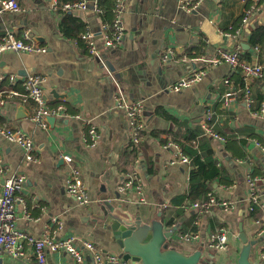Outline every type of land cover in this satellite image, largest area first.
<instances>
[{"label":"crops","instance_id":"obj_1","mask_svg":"<svg viewBox=\"0 0 264 264\" xmlns=\"http://www.w3.org/2000/svg\"><path fill=\"white\" fill-rule=\"evenodd\" d=\"M15 1L21 12L0 15V35L11 32L20 39L22 32L29 30L46 52H5L0 55V75L42 76L46 106H63L66 114L53 116V124L46 121L45 127L39 126L31 121L36 105L22 103L9 93L22 86L15 87L7 79L0 81V92L6 94L0 103L2 125L28 135L35 148V161L29 162L19 146L0 137L4 169L0 187L13 174L26 178L20 193L25 203L15 206L17 229L40 236L56 219L62 224L59 238L74 236L79 249L83 241H90L103 254L119 255L109 228L94 219L99 189L107 183L120 200L140 206L144 216L175 228V249L202 251V258L212 264H234L242 247L238 237L241 228L249 239L258 241L255 258L264 264L259 254L264 250V152L253 143L256 140L264 147V80L249 81L254 101L249 109L240 92L243 82L239 71L225 63L201 61L215 57L219 49L231 51L236 47L243 59L259 61L264 42L251 47L249 40L253 31L264 26V0H202L191 13L180 8L179 0H123V38L113 49L104 46L102 21L87 7V0H79L86 2V9L66 12L58 10L57 0ZM254 4L259 11L242 23L245 9ZM66 15L80 20L85 30L93 33L97 55L89 54L75 38L63 33ZM197 71H203L198 82L169 91L176 81ZM231 85L239 92L235 101L224 107L223 96ZM116 97L143 105L144 131L137 148L130 145L125 113L116 107ZM18 107H22L19 112ZM209 110L214 113V130L226 138L224 143L203 134L204 116ZM90 125L99 135L93 147L83 141ZM169 143L195 151L202 160H215L223 178L231 182H214L213 193L233 203L231 210L214 208L202 215L186 207L187 201L173 203L187 192L192 167L178 160L176 149ZM64 155L71 156L80 167L91 198L86 206L77 205L66 193ZM134 169L139 172L141 194L120 192L118 187ZM248 177L258 180L255 190L263 205L256 209V218L250 216L245 200ZM218 227L228 231L229 244L224 251L207 247L209 235ZM1 264H35V260L32 256L20 260L2 256ZM46 264L94 261L87 253L77 263L68 254L57 252L46 255Z\"/></svg>","mask_w":264,"mask_h":264},{"label":"built area","instance_id":"obj_2","mask_svg":"<svg viewBox=\"0 0 264 264\" xmlns=\"http://www.w3.org/2000/svg\"><path fill=\"white\" fill-rule=\"evenodd\" d=\"M202 0H179L180 8L191 13L197 9ZM92 9L97 15L101 13V9L98 7L96 0H92ZM123 0H115L114 9L115 16L112 24L113 31L110 34L107 25L101 23V34L103 44L109 49L115 48L123 38V28L120 22V12L122 9ZM72 8L86 9V2H75L63 4V10H71ZM259 11V7L256 4L245 9L242 16V23H247L250 16ZM3 12L19 13L21 7L15 0H0V15ZM82 41L86 45L88 53L91 55H97V49L95 46V37L93 33L86 29L80 35ZM257 50V49H256ZM5 52L13 53H45L46 48L39 46L35 43L33 36L29 30L22 32L20 39L16 38L11 32H5L0 35V55ZM259 61H247L243 59L241 50L236 47L229 50H218L217 55L213 58H203L206 64L218 65L219 63H225L231 67V69L238 70L243 87L240 89L243 101L247 108H251L254 101L251 95L249 81L252 79L264 80V55L258 57ZM203 76V71H197L192 73L188 77H184L172 84L168 89L172 92L180 91L184 88L190 87L193 83L198 82ZM7 79L11 85L20 84L23 88V92L16 90H10V95L18 98L22 103H34L36 105V112L31 117V121L39 126H46L47 116H56L63 112L65 108L57 107L49 109L46 106V100L44 99V92L42 89V83L44 78L37 74H29L24 77L18 75H0V81ZM226 84H230L227 80ZM230 90L223 96V106L228 107L235 101V97L238 90H234L232 85L229 86ZM3 96V92H0V97ZM115 105L125 113L129 140L131 147L137 148L142 140V132L144 131L143 123V105L141 102L128 101L122 97L115 98ZM63 115V116H64ZM78 118V116H75ZM214 113L207 111L204 116V122L202 125L203 134L209 138L216 139L222 143L226 141V138L218 134L214 128ZM83 141L87 147H93L96 145L99 135L94 126H89L86 132L83 134ZM0 137L10 143H14L19 146L25 155V158L29 162H34V144L32 139L21 132L20 130L12 129L10 127L0 124ZM254 145L259 147L264 152L262 147L256 140H253ZM169 146H173L178 155V160L190 164V159L185 156L178 145L169 143ZM62 160L67 167L65 189L67 195L80 206H86L91 202L86 187L82 180V173L79 165L69 155L62 156ZM4 169L0 159V178L3 176ZM138 170L134 169L126 174L124 181L118 187L120 192L134 191L136 194H141V185L139 181ZM25 176L22 174H13L9 178L3 180L0 187V264L2 256H9L14 259H27L32 256L35 260V264H46V255L48 253L64 252L72 257L77 263H81L85 254H89L94 261V264H128L119 255L115 254H103L93 242L83 241L82 248L79 249L75 245V237L70 236L66 238H59L57 236L58 230L61 229V222L53 219L51 224L47 225L40 236H34L31 233L17 229L15 206L20 203L24 205V200L20 196L25 183ZM258 180L254 178H247L248 195L246 197V204L248 211L251 213L255 207L262 208V202L259 195L256 193L255 187ZM142 202L143 199L140 198ZM189 207L195 210L199 214H208L214 208H218L223 212H228L232 209L233 203L224 199L217 198L214 193H208L204 199H198L190 204ZM25 211H26V207ZM264 227V224H263ZM190 235L187 236V238ZM193 238H197L196 235H192ZM229 244L228 231L225 227H218L213 233H211L207 240V247L215 251H224ZM29 251V253H27ZM261 260H264V250L260 253Z\"/></svg>","mask_w":264,"mask_h":264},{"label":"water","instance_id":"obj_3","mask_svg":"<svg viewBox=\"0 0 264 264\" xmlns=\"http://www.w3.org/2000/svg\"><path fill=\"white\" fill-rule=\"evenodd\" d=\"M87 7L92 9V0H87ZM106 65L110 67L109 63ZM21 109L18 107V112ZM55 120L53 116L46 117L49 124ZM98 197V213L94 219L109 228L112 245L128 264H212L202 258V251L175 249V228H169L149 215L144 216L140 213V206L129 200H120L117 192L111 191L107 183L100 187ZM238 237L242 247L234 264H258L255 258L258 241L249 239L241 228Z\"/></svg>","mask_w":264,"mask_h":264},{"label":"trees","instance_id":"obj_4","mask_svg":"<svg viewBox=\"0 0 264 264\" xmlns=\"http://www.w3.org/2000/svg\"><path fill=\"white\" fill-rule=\"evenodd\" d=\"M57 2L58 10L66 12L67 10L62 9L63 4L75 3L79 2V0H57ZM96 2L98 7L101 9V13L99 14V16L102 24L107 25L108 31L111 34L113 31L112 24L115 16V0H96ZM84 27L85 25L80 20L70 15H66L65 22H63L62 24L61 30L66 36L75 38L77 44H81L82 46H84V48H86L85 43L80 37V35L85 31ZM71 32L73 33L71 34ZM263 42L264 26L253 31L249 40V44L251 45V47H256L257 45H261ZM259 55L263 54L259 52ZM5 82L6 81H3V85H5ZM17 85L19 84H16L15 87H17ZM7 87L9 88L10 85L8 84ZM19 91L23 92V88L21 87ZM5 97L6 94L0 97V103L5 100ZM0 124H2L1 117ZM180 149L182 150L183 154L190 159V165L192 169L187 192L173 201L175 205L181 204L183 201H187L186 206H188L198 199H204L208 193L214 192L212 186L214 182H218L220 184H229L231 182L230 180L223 178L224 172L221 168L217 167L214 159H208V157H206V159L202 160L195 151L184 146H181ZM256 209L257 207H255L254 210L250 213L251 217H257L258 211Z\"/></svg>","mask_w":264,"mask_h":264}]
</instances>
